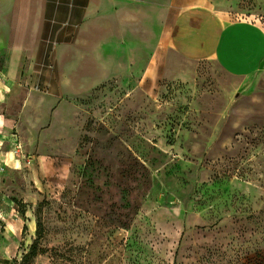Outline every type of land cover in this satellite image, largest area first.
<instances>
[{
	"label": "rangeland",
	"instance_id": "374dc122",
	"mask_svg": "<svg viewBox=\"0 0 264 264\" xmlns=\"http://www.w3.org/2000/svg\"><path fill=\"white\" fill-rule=\"evenodd\" d=\"M185 69L59 106L0 75V264H264V68Z\"/></svg>",
	"mask_w": 264,
	"mask_h": 264
},
{
	"label": "crops",
	"instance_id": "0c3cea01",
	"mask_svg": "<svg viewBox=\"0 0 264 264\" xmlns=\"http://www.w3.org/2000/svg\"><path fill=\"white\" fill-rule=\"evenodd\" d=\"M0 63L11 96L36 74L40 97L59 106L113 81L182 78L188 64L250 78L264 68V30L231 21L219 0H0Z\"/></svg>",
	"mask_w": 264,
	"mask_h": 264
},
{
	"label": "trees",
	"instance_id": "16d2710c",
	"mask_svg": "<svg viewBox=\"0 0 264 264\" xmlns=\"http://www.w3.org/2000/svg\"><path fill=\"white\" fill-rule=\"evenodd\" d=\"M35 256H36V251L33 247H31L30 252L28 254H26L24 256V258H26V257L34 258Z\"/></svg>",
	"mask_w": 264,
	"mask_h": 264
}]
</instances>
